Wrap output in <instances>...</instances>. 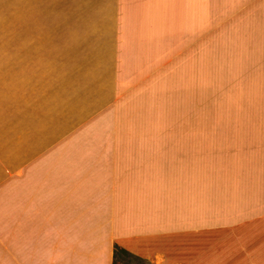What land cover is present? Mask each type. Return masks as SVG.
<instances>
[{"label":"crops","instance_id":"0c3cea01","mask_svg":"<svg viewBox=\"0 0 264 264\" xmlns=\"http://www.w3.org/2000/svg\"><path fill=\"white\" fill-rule=\"evenodd\" d=\"M207 4L0 0V264H264V0L225 133H107L125 88L196 63Z\"/></svg>","mask_w":264,"mask_h":264},{"label":"rangeland","instance_id":"374dc122","mask_svg":"<svg viewBox=\"0 0 264 264\" xmlns=\"http://www.w3.org/2000/svg\"><path fill=\"white\" fill-rule=\"evenodd\" d=\"M207 1L196 63L174 61L183 54H172L169 83L156 81L151 90L125 88L108 134L167 130L178 134L197 129L203 135H217L225 133L218 131L222 128L217 123L242 118L245 87L249 90L251 85L248 73L253 72L245 54L244 0ZM115 264L147 263L117 246Z\"/></svg>","mask_w":264,"mask_h":264},{"label":"trees","instance_id":"16d2710c","mask_svg":"<svg viewBox=\"0 0 264 264\" xmlns=\"http://www.w3.org/2000/svg\"><path fill=\"white\" fill-rule=\"evenodd\" d=\"M117 246V245H116Z\"/></svg>","mask_w":264,"mask_h":264}]
</instances>
